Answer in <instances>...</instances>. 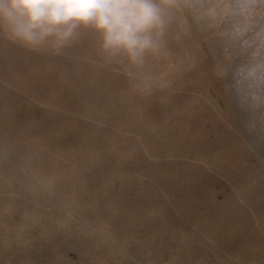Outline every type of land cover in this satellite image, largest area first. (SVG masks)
<instances>
[{"label": "bare ground", "instance_id": "6f19581e", "mask_svg": "<svg viewBox=\"0 0 264 264\" xmlns=\"http://www.w3.org/2000/svg\"><path fill=\"white\" fill-rule=\"evenodd\" d=\"M186 3L142 66L0 30V264H264V0Z\"/></svg>", "mask_w": 264, "mask_h": 264}, {"label": "clouds", "instance_id": "9594fccd", "mask_svg": "<svg viewBox=\"0 0 264 264\" xmlns=\"http://www.w3.org/2000/svg\"><path fill=\"white\" fill-rule=\"evenodd\" d=\"M187 7L186 0H0V30L30 48L58 50L88 29L104 54L142 66L162 56Z\"/></svg>", "mask_w": 264, "mask_h": 264}, {"label": "rangeland", "instance_id": "374dc122", "mask_svg": "<svg viewBox=\"0 0 264 264\" xmlns=\"http://www.w3.org/2000/svg\"><path fill=\"white\" fill-rule=\"evenodd\" d=\"M26 211V210H24ZM22 216L21 213H14L13 214V219L14 220H19L20 217ZM67 248V247H66ZM69 261H71L73 264H86L80 259V252L76 250H72L70 248L67 249V256H65Z\"/></svg>", "mask_w": 264, "mask_h": 264}]
</instances>
